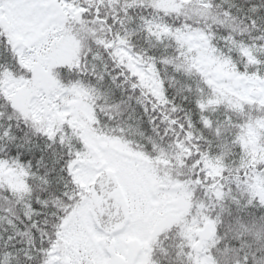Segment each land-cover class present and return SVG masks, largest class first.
Listing matches in <instances>:
<instances>
[{"label": "snow or ice", "instance_id": "1", "mask_svg": "<svg viewBox=\"0 0 264 264\" xmlns=\"http://www.w3.org/2000/svg\"><path fill=\"white\" fill-rule=\"evenodd\" d=\"M0 264H264V0H0Z\"/></svg>", "mask_w": 264, "mask_h": 264}]
</instances>
